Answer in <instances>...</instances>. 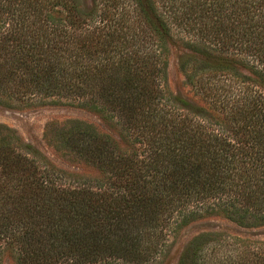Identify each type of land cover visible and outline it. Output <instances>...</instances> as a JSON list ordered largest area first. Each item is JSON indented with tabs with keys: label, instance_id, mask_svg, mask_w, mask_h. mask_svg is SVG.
Here are the masks:
<instances>
[{
	"label": "trees",
	"instance_id": "obj_1",
	"mask_svg": "<svg viewBox=\"0 0 264 264\" xmlns=\"http://www.w3.org/2000/svg\"><path fill=\"white\" fill-rule=\"evenodd\" d=\"M89 2L0 0V107L118 138L48 124L71 173L0 125V260L160 264L204 218L264 227V0ZM173 47L198 103L169 89ZM177 264H264V242L199 233Z\"/></svg>",
	"mask_w": 264,
	"mask_h": 264
},
{
	"label": "rangeland",
	"instance_id": "obj_2",
	"mask_svg": "<svg viewBox=\"0 0 264 264\" xmlns=\"http://www.w3.org/2000/svg\"><path fill=\"white\" fill-rule=\"evenodd\" d=\"M87 6L90 0H84ZM183 51L180 47H173L169 56L168 86L172 93L181 96L192 103H198L192 89L179 68V57ZM21 106V105H19ZM78 120L93 125L99 132L105 133L118 140L116 134L98 115L75 106L34 103L24 105L19 109H5L0 107V125L13 129L20 139L40 152L51 164L59 169L71 173L82 171L70 166L59 158L56 152L46 144L43 134L45 127L52 122ZM84 173V172H82ZM203 232H212L224 236L248 238L264 242V227L242 228L222 218L209 217L199 220L185 228L176 243L172 246L168 257L160 264H177V258L183 246L194 236ZM0 264H13L8 254H3Z\"/></svg>",
	"mask_w": 264,
	"mask_h": 264
}]
</instances>
